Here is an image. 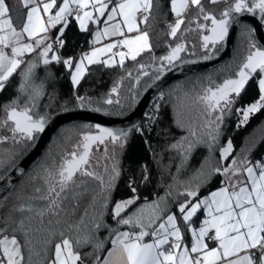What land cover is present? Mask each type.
<instances>
[{
  "label": "snow or ice",
  "instance_id": "obj_1",
  "mask_svg": "<svg viewBox=\"0 0 264 264\" xmlns=\"http://www.w3.org/2000/svg\"><path fill=\"white\" fill-rule=\"evenodd\" d=\"M246 17L264 26V0H0V264H264V132L238 149L228 133L233 115L238 130L264 111V43ZM73 22L89 38L69 54ZM161 23L166 38L153 45ZM234 27L230 59L161 87L220 57ZM94 69L119 70L96 99L78 88ZM61 78L71 84L62 101ZM249 85L254 98L242 103ZM151 88L145 120L131 126L155 129L151 164L138 165L122 198L114 189L129 128L62 125L23 166L68 105L123 115ZM164 105L172 118L161 126Z\"/></svg>",
  "mask_w": 264,
  "mask_h": 264
},
{
  "label": "trees",
  "instance_id": "obj_2",
  "mask_svg": "<svg viewBox=\"0 0 264 264\" xmlns=\"http://www.w3.org/2000/svg\"><path fill=\"white\" fill-rule=\"evenodd\" d=\"M163 3L164 0H161ZM171 17L169 16V19ZM163 31V24L161 23L160 25H153L152 31H151V40L153 45L159 43H162V39L166 37H161L158 39L157 37V32H162ZM67 38H68V43L67 47L64 49L66 53H69L71 51H83L84 49L87 48V40L89 38L88 35L80 34L78 32V29L75 28L74 22L72 25H70L67 29ZM194 38V37H190ZM237 44V37H236V42L234 47ZM157 54H159V50H157ZM140 59L144 60L145 62L147 61V57H141ZM127 67H132V62L131 61H126ZM56 72L57 77H60V73L63 70L61 66H55L53 69ZM119 74L118 69H114L112 71H96L95 69L93 70L92 74L84 78L81 82L80 85H78L79 88V93L80 94H87L91 95L94 97V99L99 98V96L102 93H106L108 91L109 86L112 83V80L116 75ZM194 76V75H192ZM190 77V76H189ZM180 79V80H184ZM179 81V80H178ZM175 82L171 83L174 84ZM170 85V84H169ZM59 91H60V100H64L67 98L70 93H71V84L70 81L67 80L66 78H61L59 81ZM130 87V83L128 80L124 81V88L121 89V98L122 102L126 103L124 101V96L126 95L127 88ZM167 87V86H166ZM165 87V88H166ZM254 98L253 95V90L252 86L249 85L248 90L243 94L241 97V102L246 103L250 102L251 99ZM115 99V97H113ZM96 105L94 104L93 107ZM238 107L240 106L239 104L237 105ZM69 109H74L72 108L71 105H68ZM119 107V106H114ZM164 111H163V124L161 126H165L168 124V122L172 118V109L170 105H164ZM133 106H129L123 109V113L126 114L129 112ZM104 113V112H102ZM114 115V114H111ZM264 121V111H261L254 115L252 118H250L249 123L238 130L235 129V115H233L230 118V126L228 127V133L232 136L233 142L235 147L238 149L240 147V144L242 143L243 139L245 136H247L250 133H254L255 135H260L262 132H264V127H260L261 122ZM73 123H83V122H73ZM73 123H68V124H73ZM155 136V129L151 131V133L148 132V130H145V135H140L136 133L134 130L129 132V143L126 147V150L124 151L123 155L121 156V166L123 167L124 174L118 181V184L116 188L114 189V199H119L122 198V194L128 189L126 188V183L127 179L129 176L133 175V173H136L138 171V165L144 162H148L151 164V154L148 151V146L145 144V140L148 139L151 142L155 143L154 140H152V137ZM204 154V151L201 150L196 153L195 157L192 159L191 164L196 165L199 163V160L202 158ZM218 155V153H217ZM152 166V171H153V184L149 186V189H145V194L150 190V188L155 187V165ZM174 170V169H173ZM218 183V180H213L212 181V186L215 187ZM162 191V189H160ZM206 194V191H202L200 195ZM151 199V197H149ZM141 202L143 200L141 199ZM131 206L129 208V211L132 210ZM82 210V208H81ZM110 222V218H109ZM105 233L102 230L100 235L103 236ZM110 246V245H109Z\"/></svg>",
  "mask_w": 264,
  "mask_h": 264
},
{
  "label": "water",
  "instance_id": "obj_3",
  "mask_svg": "<svg viewBox=\"0 0 264 264\" xmlns=\"http://www.w3.org/2000/svg\"><path fill=\"white\" fill-rule=\"evenodd\" d=\"M247 22L251 23L255 28V38L264 43V31L262 29V25L252 17H246ZM237 30L234 27L231 30L230 37L228 39L227 48L223 52V54L214 59L213 61L208 62H200L195 65L185 66L183 72H172L164 79L161 87L165 88L169 84L176 82L180 79L208 71L213 68L215 65L220 64L221 62L230 59L234 45L236 42ZM159 89L151 88L144 92L138 99L137 103L133 106V108L123 115H111L102 112H95L90 109H70V111L59 113L55 118V122L47 129V131L42 135L40 139L39 147L32 152L30 156H28L23 161V166L27 170V168L31 165L32 161L41 153V151L46 147V145L50 142L53 133L62 125H66L68 123L73 122H83V123H99L106 127L113 128H129L130 131L132 125L140 124L142 121V117L148 106L151 104L153 97L157 94ZM129 131V132H130ZM3 190L0 189V195H4Z\"/></svg>",
  "mask_w": 264,
  "mask_h": 264
},
{
  "label": "built area",
  "instance_id": "obj_4",
  "mask_svg": "<svg viewBox=\"0 0 264 264\" xmlns=\"http://www.w3.org/2000/svg\"><path fill=\"white\" fill-rule=\"evenodd\" d=\"M262 29H263V31H264V26H262ZM151 106H152V103L148 106V108H147L146 111L144 112L141 123L145 120V113L149 111V109L151 108ZM145 130H147V129H145Z\"/></svg>",
  "mask_w": 264,
  "mask_h": 264
},
{
  "label": "crops",
  "instance_id": "obj_5",
  "mask_svg": "<svg viewBox=\"0 0 264 264\" xmlns=\"http://www.w3.org/2000/svg\"><path fill=\"white\" fill-rule=\"evenodd\" d=\"M105 42H107V41H105ZM87 49V48H86ZM86 49H84V50H86Z\"/></svg>",
  "mask_w": 264,
  "mask_h": 264
},
{
  "label": "bare ground",
  "instance_id": "obj_6",
  "mask_svg": "<svg viewBox=\"0 0 264 264\" xmlns=\"http://www.w3.org/2000/svg\"><path fill=\"white\" fill-rule=\"evenodd\" d=\"M143 118V117H142Z\"/></svg>",
  "mask_w": 264,
  "mask_h": 264
}]
</instances>
